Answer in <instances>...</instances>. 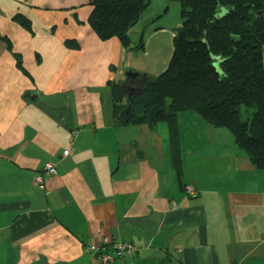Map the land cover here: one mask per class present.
Returning <instances> with one entry per match:
<instances>
[{
    "label": "crops",
    "instance_id": "1",
    "mask_svg": "<svg viewBox=\"0 0 264 264\" xmlns=\"http://www.w3.org/2000/svg\"><path fill=\"white\" fill-rule=\"evenodd\" d=\"M91 1L0 0V37L29 73L0 40V264H101L86 247L106 235L139 247L112 264H264V169L227 129L180 114L179 178L166 123L114 117L109 84L129 94L138 85L127 71L160 75L176 28L155 25L149 6L132 29L133 43L145 41L135 52L99 38ZM50 161L55 175L44 173Z\"/></svg>",
    "mask_w": 264,
    "mask_h": 264
},
{
    "label": "trees",
    "instance_id": "2",
    "mask_svg": "<svg viewBox=\"0 0 264 264\" xmlns=\"http://www.w3.org/2000/svg\"><path fill=\"white\" fill-rule=\"evenodd\" d=\"M172 1L180 3L182 21L175 29L169 65L156 77L146 74L147 83H140V91L130 96L122 92L121 83H110L114 117L121 123L151 127L166 123L179 178L183 175L179 116L184 112H195L212 127L227 129L254 166L264 169V0ZM151 2L92 0L88 22L100 39L117 37L127 49L139 52L145 41L142 37L133 43L132 29ZM14 19L32 30L28 18ZM0 40L28 73L10 39ZM65 44L80 48L72 39ZM132 79L140 82L141 77ZM129 105L131 114L124 121L119 116ZM243 105L255 108L247 120L241 115Z\"/></svg>",
    "mask_w": 264,
    "mask_h": 264
},
{
    "label": "built area",
    "instance_id": "3",
    "mask_svg": "<svg viewBox=\"0 0 264 264\" xmlns=\"http://www.w3.org/2000/svg\"><path fill=\"white\" fill-rule=\"evenodd\" d=\"M68 153L69 150L64 152L65 155ZM44 173L48 175L57 174V164L51 161L47 162L44 167ZM35 182L39 188H45L43 174L38 173L35 177ZM185 190L189 194H195L197 191L192 185H186ZM86 249L91 252L101 264H112L117 257H134L139 251V247L134 243L115 240L108 235L103 236L101 242H90Z\"/></svg>",
    "mask_w": 264,
    "mask_h": 264
},
{
    "label": "rangeland",
    "instance_id": "4",
    "mask_svg": "<svg viewBox=\"0 0 264 264\" xmlns=\"http://www.w3.org/2000/svg\"><path fill=\"white\" fill-rule=\"evenodd\" d=\"M154 2L155 1L152 0L149 6L151 8L152 6H156L155 11H156L157 17L155 20L152 21L154 22L155 25L160 24L162 21L165 24L171 23V28H177L181 25V21H182L181 8H180V3L178 1L156 0V2L155 3ZM146 10L144 11V13L146 12ZM156 76L158 75H155V77ZM254 110H255L254 107H248L245 105L241 106L242 118L245 120L251 118Z\"/></svg>",
    "mask_w": 264,
    "mask_h": 264
},
{
    "label": "water",
    "instance_id": "5",
    "mask_svg": "<svg viewBox=\"0 0 264 264\" xmlns=\"http://www.w3.org/2000/svg\"><path fill=\"white\" fill-rule=\"evenodd\" d=\"M126 75H127V81L130 79V78H137V77H141L142 81H140V83H147V76L146 74H141L139 72H135L133 70H129L126 72ZM124 87V86H123ZM140 91V86H138L137 88H134L132 89V92L129 93L128 95H132V94H135L137 92ZM131 114V105H129L128 107H126L122 112H121V115L119 116L122 117V120L126 121L129 117V115Z\"/></svg>",
    "mask_w": 264,
    "mask_h": 264
},
{
    "label": "flooded vegetation",
    "instance_id": "6",
    "mask_svg": "<svg viewBox=\"0 0 264 264\" xmlns=\"http://www.w3.org/2000/svg\"><path fill=\"white\" fill-rule=\"evenodd\" d=\"M130 80H131V84H137L138 86L140 85L139 82H136V81H134L133 79H130ZM131 90H132V87H131Z\"/></svg>",
    "mask_w": 264,
    "mask_h": 264
}]
</instances>
